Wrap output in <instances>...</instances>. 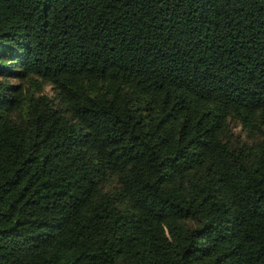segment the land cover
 Returning a JSON list of instances; mask_svg holds the SVG:
<instances>
[{"label":"trees","instance_id":"1","mask_svg":"<svg viewBox=\"0 0 264 264\" xmlns=\"http://www.w3.org/2000/svg\"><path fill=\"white\" fill-rule=\"evenodd\" d=\"M0 264H264V0H0Z\"/></svg>","mask_w":264,"mask_h":264}]
</instances>
